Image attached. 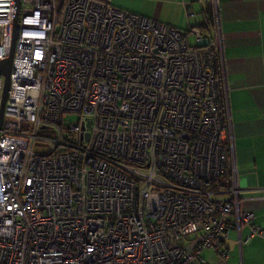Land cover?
<instances>
[{
  "label": "built area",
  "instance_id": "2783aa9c",
  "mask_svg": "<svg viewBox=\"0 0 264 264\" xmlns=\"http://www.w3.org/2000/svg\"><path fill=\"white\" fill-rule=\"evenodd\" d=\"M0 128V264H192L264 236L241 209L205 38L95 0H20ZM14 0H0V62ZM3 76L0 75V101ZM69 115L77 119L69 121ZM88 120L90 125L86 127ZM88 134V138H86Z\"/></svg>",
  "mask_w": 264,
  "mask_h": 264
},
{
  "label": "crops",
  "instance_id": "0c3cea01",
  "mask_svg": "<svg viewBox=\"0 0 264 264\" xmlns=\"http://www.w3.org/2000/svg\"><path fill=\"white\" fill-rule=\"evenodd\" d=\"M113 8L157 20L181 31L188 43L203 37L212 19L211 0H95ZM222 38V76L232 137L241 209L264 229V0H215ZM195 43V40H194ZM189 45V44H188ZM249 228L231 231L223 246L226 260L204 249L192 264H264V236L247 239Z\"/></svg>",
  "mask_w": 264,
  "mask_h": 264
},
{
  "label": "water",
  "instance_id": "95a60500",
  "mask_svg": "<svg viewBox=\"0 0 264 264\" xmlns=\"http://www.w3.org/2000/svg\"><path fill=\"white\" fill-rule=\"evenodd\" d=\"M64 0H61L58 4V9H61L63 6ZM20 7L21 2L20 0H14V18H13V27H12V38H11V47L8 57L0 62V75L3 76V89H2V97L0 101V128L2 125L3 120V110L7 98V92L9 89V73L11 69L13 54H14V47L15 42L18 37L19 32V16H20ZM90 125V120H88V123L86 127ZM86 138H88V134H86Z\"/></svg>",
  "mask_w": 264,
  "mask_h": 264
},
{
  "label": "trees",
  "instance_id": "16d2710c",
  "mask_svg": "<svg viewBox=\"0 0 264 264\" xmlns=\"http://www.w3.org/2000/svg\"><path fill=\"white\" fill-rule=\"evenodd\" d=\"M61 0H56V2L59 4ZM62 9L61 8L59 10V15L62 13ZM211 24H212V19H209L208 20V23L206 25V28L209 29L211 28ZM215 67H216V78H217V82H218V88H219V93H220V99H221V102H222V115L224 117V119H226L227 117V110H226V105H225V96H224V90H223V76H222V68H223V65H222V60L221 58H216L215 60Z\"/></svg>",
  "mask_w": 264,
  "mask_h": 264
},
{
  "label": "rangeland",
  "instance_id": "374dc122",
  "mask_svg": "<svg viewBox=\"0 0 264 264\" xmlns=\"http://www.w3.org/2000/svg\"><path fill=\"white\" fill-rule=\"evenodd\" d=\"M188 44H189V46H195V43H194V39H193V37H188ZM77 119V116L76 115H69V118H68V120L69 121H74V120H76ZM211 252H214V250H212ZM219 259H220V261H221V258H220V256H219Z\"/></svg>",
  "mask_w": 264,
  "mask_h": 264
}]
</instances>
